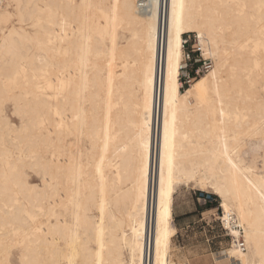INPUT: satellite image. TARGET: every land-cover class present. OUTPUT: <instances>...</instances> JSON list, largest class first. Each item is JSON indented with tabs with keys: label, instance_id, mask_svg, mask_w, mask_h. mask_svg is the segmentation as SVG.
Segmentation results:
<instances>
[{
	"label": "bare ground",
	"instance_id": "6f19581e",
	"mask_svg": "<svg viewBox=\"0 0 264 264\" xmlns=\"http://www.w3.org/2000/svg\"><path fill=\"white\" fill-rule=\"evenodd\" d=\"M139 3L0 0V264H184L180 187L241 227L226 262L264 264V160L241 158L264 138V0ZM190 33L213 64L182 91Z\"/></svg>",
	"mask_w": 264,
	"mask_h": 264
},
{
	"label": "rangeland",
	"instance_id": "374dc122",
	"mask_svg": "<svg viewBox=\"0 0 264 264\" xmlns=\"http://www.w3.org/2000/svg\"><path fill=\"white\" fill-rule=\"evenodd\" d=\"M149 1L139 0L141 2L139 3L140 13L150 12ZM140 4H142V9ZM147 6H149V9H147ZM2 29L3 24L0 22V32ZM123 42L124 40H120V43ZM210 61L212 63L211 59ZM201 75L203 73L197 77H191L189 80L181 76V90L188 88L193 80ZM3 115L7 117L11 125L20 128V120L12 114L11 104H5ZM241 158L248 165H254L256 173L262 174L264 138L247 140L241 152ZM36 169L37 174H34V170H29L28 173L32 176V183L39 185L42 170L40 168ZM220 213V200L217 196L198 191L192 187H180L178 189L174 197L172 212V225L176 228V234L172 240V256L175 262H183L184 264H230L226 262L228 258L225 254L230 249L233 238L223 231L218 220ZM13 247L11 248L12 253L22 249L20 246ZM174 254L176 255L175 258ZM231 264L233 263L231 262Z\"/></svg>",
	"mask_w": 264,
	"mask_h": 264
},
{
	"label": "built area",
	"instance_id": "2783aa9c",
	"mask_svg": "<svg viewBox=\"0 0 264 264\" xmlns=\"http://www.w3.org/2000/svg\"><path fill=\"white\" fill-rule=\"evenodd\" d=\"M211 66L210 59H206L203 56L198 37L194 34L183 35L181 76L189 80L191 77L194 78L202 73H207ZM220 216L219 222L226 234H228L229 229L237 230L239 233L242 232L241 227L236 223L232 215L224 219L221 211ZM236 244L240 249H244V240L241 235L237 238Z\"/></svg>",
	"mask_w": 264,
	"mask_h": 264
},
{
	"label": "snow or ice",
	"instance_id": "6c2138e0",
	"mask_svg": "<svg viewBox=\"0 0 264 264\" xmlns=\"http://www.w3.org/2000/svg\"><path fill=\"white\" fill-rule=\"evenodd\" d=\"M173 7H174V17H175L176 23H177V25H179L181 17H182V12H183V9L185 6L182 2L179 4V8L181 10L180 14L175 13V8L177 7V5L174 4ZM179 30H180L179 27H177V33L179 32ZM171 75H172V70H171V54H170V78H171ZM165 133H166V140H167V123L165 124ZM169 178L171 179V163L169 165ZM161 184L163 185V179L161 180ZM163 195H164V192H163V188H162L161 196L163 197ZM165 213H166V209H165ZM159 243H160V241L157 240L158 246H159Z\"/></svg>",
	"mask_w": 264,
	"mask_h": 264
}]
</instances>
